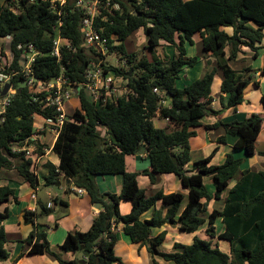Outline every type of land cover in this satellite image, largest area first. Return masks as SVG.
<instances>
[{
    "label": "trees",
    "instance_id": "16d2710c",
    "mask_svg": "<svg viewBox=\"0 0 264 264\" xmlns=\"http://www.w3.org/2000/svg\"><path fill=\"white\" fill-rule=\"evenodd\" d=\"M77 1L64 0L62 5L57 1V13L51 11L49 2L39 0L30 5L22 2L17 13L0 3V37L12 36L15 59L20 54L16 45H33L38 53L32 64L36 79L50 81L63 76L64 88H76L86 82L85 75L92 64L101 60L103 72L113 73L115 78L125 81L127 88V93L106 101L103 95L94 101L86 90L76 89L80 107L64 122L51 148L58 162L44 165L48 172L44 186L54 187L63 175L73 187L83 189L91 203L103 207L88 231L68 233L60 249L75 254L86 252L84 264H123L115 255L116 238L110 232L112 224H120L131 242L147 247L153 264H158L156 259L172 264H264V172L243 171L242 177L227 191L243 160L228 154L222 164L210 165L219 145L226 143L227 135L238 137L235 149L253 156L261 117L251 114L243 121L207 126V129L222 127L224 135L217 138V145L208 156L189 165V140L196 136L195 128L209 111L217 113L207 109L216 70L206 72L182 88L176 86L180 73L198 62L197 57L186 56L184 46L186 42L192 44V36L198 33L203 52L215 60L216 68L222 73L220 92L227 95L223 107L235 111L243 102V93L249 84L245 74L250 68L237 71L229 62L237 60L242 54L241 48L250 51V59L257 58L259 44L264 39V0H101L119 6L109 11L100 8L93 20V29L106 41L108 54L125 62L119 66L108 64L105 57L83 46L84 15L74 6ZM226 28L232 29L231 35ZM139 29L146 37V49L152 51L150 60L127 51V39ZM58 35L63 45L60 57L56 58L51 56V50ZM162 44L172 46L175 55L171 58L154 55L153 50ZM13 67L18 69L17 62ZM261 74L264 75V55ZM12 86L16 93L10 97L0 122V174L14 169L22 183L37 189L34 162L26 156L25 148L34 147L37 156L45 154L44 145L38 139H31L34 118L54 119L55 111L42 109L41 104L31 99L22 76L15 78ZM261 103L264 106V94ZM157 116L167 119L165 128L153 125ZM140 148H144L150 161V169L141 174L148 176L150 182L154 183L157 175L173 174L188 190V201L183 208L184 197L180 192L159 191L146 197L138 186V173L125 170V158L135 155ZM257 154L264 156V150ZM114 175L122 176L120 193H100L96 178ZM207 176L213 182V195L203 184V177ZM226 191L224 207L205 216L209 201L219 199ZM122 200L131 202V211L124 216L119 213ZM9 202L18 203L14 190L0 183V204ZM158 202L162 208L168 207L165 217L159 210L151 219L141 221L140 216ZM51 213L52 209L41 206L38 216ZM8 217L7 210L0 212V263L10 258L3 227ZM35 218V212L24 211V224L32 226L25 239L28 254H49L59 264H79L77 259L65 262L51 250L47 234L38 230ZM218 218L222 219L225 229L216 235L214 223ZM165 224L188 234L206 225V235L229 242L230 251L224 253L213 247L210 240L194 237L190 245L175 244L178 251L161 252L159 246L166 232L151 237V229Z\"/></svg>",
    "mask_w": 264,
    "mask_h": 264
},
{
    "label": "crops",
    "instance_id": "0c3cea01",
    "mask_svg": "<svg viewBox=\"0 0 264 264\" xmlns=\"http://www.w3.org/2000/svg\"><path fill=\"white\" fill-rule=\"evenodd\" d=\"M252 26V25H250ZM229 35L232 34V29H224ZM264 32V30H263ZM194 37V38H193ZM196 37V38H195ZM193 39H196L195 42ZM165 47L168 51L170 58L175 55V49L166 44ZM185 45L193 47L195 45L196 51L195 56L198 58L197 64L194 66H200L199 76L196 78L200 79L206 72L216 70L215 79L213 80L211 86V103L208 105L207 109L217 112L216 114L208 112V115L200 119L199 126L195 128L196 136L189 140L190 147V163L205 158L210 154L213 148L217 145L216 140L218 137L224 135V130L222 127H217L214 129H207V126L214 125L215 123H230L232 121H243L251 114H258L261 117V130L255 140L254 148L255 154L248 157L244 150L235 149L234 143L237 140V136H226V143L219 145V149L215 156L212 158L210 165H220L224 162L226 156L231 154L235 159H242L243 162L240 165L238 171L236 172L234 178L230 181L227 191L230 190L237 181L242 177L243 171H249L252 173L264 172V156L257 154L259 151H263L264 148V106L261 103V97L263 95L260 92L261 86L264 85V75L261 74V69L263 66V55H264V39L259 44L261 47L258 50V56L256 59H250V51L247 48H241L242 54H240L235 61L229 62L232 69L241 71L246 67L250 68L249 72L245 74L249 78V84L243 93V102L237 106L236 110L231 109L225 110L223 105L226 104L227 95L220 92V85L223 79L222 73L216 68V62L213 58L205 55L201 47V37L200 34H194L192 36V44L185 43ZM184 45V46H185ZM186 56L192 57L186 49ZM257 61V65L252 63ZM252 62V63H251ZM239 64L240 67H236L235 64ZM193 68V67H191ZM189 69V68H188ZM184 69L179 76L180 87L191 83L190 80L193 79V74L190 75V70L186 71ZM195 81V80H194ZM123 82V81H122ZM222 97V102H221ZM258 102V103H257ZM222 111V112H221ZM155 118H160L159 116ZM36 127H42L43 122L40 117H35ZM162 119V118H161ZM37 120V121H36ZM153 122V121H152ZM163 122L167 125L166 120ZM154 125V124H153ZM155 126V125H154ZM165 127V126H164ZM163 127V128H164ZM104 135V131H102ZM48 135H50V143L47 144L46 140ZM36 139L39 140L41 144L45 147V154L40 156L38 160L35 161L33 171L38 180L37 189H33L27 183H22L17 177L18 173L16 170H3L0 174V183L2 185H7L14 190V194L17 197L18 203L9 202L0 204V212L8 211L9 217L3 222V227L6 236L5 248L10 253V258L5 263L0 264H59L58 260L49 255H29V246L25 242L29 233L32 230L31 225H26L23 222L24 211H31L36 213L35 225L39 231H44L47 234V239L51 250L63 261L70 262L77 259V255L72 252H67L60 249L62 242L64 241L68 233L74 232H86L91 226V223L102 210V206L97 203H91L86 192L78 194L75 187L72 186L71 182L65 180L63 175L59 176L58 182L59 186L57 188L60 190L62 182H66V187L62 188L63 193L54 197L57 198V203L43 202L40 197H38V191L41 187L46 190V195L50 196L48 192L49 187H44V177L47 175V169L45 164L47 162L57 165L54 158H56L51 153V148L54 144V137L48 131H41L36 134ZM259 147V148H258ZM261 147V148H260ZM263 149V150H262ZM150 169V161L148 154L145 152L144 148H140L135 155L127 156L125 158V170L129 173H138L137 183L140 189L145 193L146 197H151L157 192L162 191L164 194H170L175 192H180L183 194L182 208L186 205L188 201V190L181 185L180 179L173 174H163L157 175L154 183L150 182L148 176L141 174L142 171ZM210 178V177H209ZM211 184L207 191L210 195L214 193L213 182L211 178L209 179ZM97 186L100 193H112L119 194L122 188V176H98L96 178ZM55 187V186H54ZM227 191L221 194L219 199H212L209 201L205 216L210 214L212 211L221 210L224 207V200L227 196ZM35 195V199L31 198V195ZM52 197V196H51ZM62 201V202H61ZM64 203L65 206H61ZM66 203V204H65ZM50 204V205H49ZM41 206H46L52 209V213H57V216L53 217L51 215L45 217H39L38 212ZM168 207L162 208L160 202L156 206L148 211L144 212L140 216V220H149L152 218L155 211L161 212L162 217H165ZM131 211V202L122 200L119 202V213L124 216L129 214ZM55 219V220H54ZM215 234L218 235L224 232V224L221 218H218L214 223ZM206 225L200 228L195 233H184L180 231L176 226H171L169 224L163 225L161 228H152L151 237L157 236L159 233L165 231V239L159 247H162L163 243L169 242L168 251H159L164 253H171L178 251L175 248V244L182 246L190 245L193 242L194 237H198L203 240H210L213 247H217L224 253H229L230 244L227 241L219 240L216 237L210 239L206 235ZM114 235L116 238V244L114 248L115 255L122 260L123 264H153L150 254L148 253L147 247L144 245H137L131 242L130 238L122 232L121 225H116ZM158 264H169L161 259H156Z\"/></svg>",
    "mask_w": 264,
    "mask_h": 264
},
{
    "label": "built area",
    "instance_id": "2783aa9c",
    "mask_svg": "<svg viewBox=\"0 0 264 264\" xmlns=\"http://www.w3.org/2000/svg\"><path fill=\"white\" fill-rule=\"evenodd\" d=\"M36 0H0V3L7 5L8 9L13 13H17L20 10V4L23 2L24 5L34 4ZM40 2H49L50 9L53 13H57L56 2L58 1L61 5L64 3V0H39ZM80 11L83 12V19L81 22V32L84 37L83 46L93 49L97 54L105 57L106 55V41L101 39L99 35L93 29V20L99 15L100 8L109 11V9H119L117 4L111 6L107 1L103 3L101 0H95L93 3H89L88 0H78L75 5ZM61 25V22L58 23ZM12 41L13 38L11 35L0 37V94L3 91L5 85L9 84L10 88L7 91L5 97H0V122L3 121V113L6 106L9 103V99L12 95L16 93L15 88H13V80L19 76L23 77L24 86L28 89L31 99L33 101L41 104L42 109H54L55 118L54 119H42L43 126L37 127L34 133L31 135L32 140L36 139V134L41 131H48L53 135L56 140L57 136L60 133V130L65 121L68 120L66 116L64 105L72 97L76 98L79 102L78 97L76 96V89L83 88L88 93L94 101H98L101 95L104 97V101L108 98L111 92L117 90L118 84L122 82V79L115 78L113 73L103 72L101 66L102 62L99 60L97 63H93L85 75L86 82L78 87H68L64 88L66 80L63 76L55 78L50 81H43L36 79L32 74V64L34 63L36 57L38 56L37 51L34 49L31 44H18L16 45V50L19 51V56L15 59V55L12 51ZM63 45L61 38L56 36V39L53 41L51 56L59 58L60 57V47ZM14 62H17L18 69L13 67ZM124 65V62H122ZM116 79H119V83L116 84ZM124 94L127 93V88L125 86ZM154 93H158L157 89L153 90ZM111 97V96H109ZM167 120V119H166ZM55 142V141H54ZM45 151V150H44ZM25 154L28 157L32 158V161L35 164V161L40 158L34 154V147L29 146L25 148ZM76 192L78 194H83L85 191L83 189L77 188ZM32 199H35V195H31ZM116 228L115 224L111 225L110 232H114Z\"/></svg>",
    "mask_w": 264,
    "mask_h": 264
},
{
    "label": "rangeland",
    "instance_id": "374dc122",
    "mask_svg": "<svg viewBox=\"0 0 264 264\" xmlns=\"http://www.w3.org/2000/svg\"><path fill=\"white\" fill-rule=\"evenodd\" d=\"M95 0H88V2L89 3H93ZM264 33V32H263ZM194 38V37H193ZM196 38V37H195ZM195 42H197L196 41V39H193ZM147 46H148V43H147V40H146V37H145V35H144V33H143V31L142 30H137L136 32H134L128 39H127V41H126V48H127V51L129 52V53H132V52H135V53H137L138 54V56L139 57H141V56H146L149 60L151 59V52L152 51H150L149 49H146L147 48ZM165 47H168L166 44H162L161 46H158V47H156L154 50H153V53H154V55H156V56H158V57H160V58H163L165 55H168V51H167V49L165 48ZM185 47H186V49H188V53L193 57V56H195V51H196V47H195V45L193 46V47H190V46H187V45H185ZM106 56H105V58H104V60H105V62H107L108 64H110V65H112V66H119V65H122V62L120 61V60H118V58H117V56L116 55H113V54H108V52L106 51V54H105ZM124 62V61H123ZM252 63V62H251ZM124 64H125V62H124ZM253 65H257V61H254L253 63H252ZM235 66L238 68V67H240V65L239 64H235ZM191 71L190 72V75L192 74V73H194L193 74V79L192 80H190L191 82H193L194 80H196V78L199 76V70H201V68H200V66H196L195 68L193 67V68H187V70L186 71ZM215 79V81H216V77L214 78ZM120 81H119V79H116V81H115V83L116 84H118ZM180 82H181V80L180 79H178L177 81H176V85L178 86V87H180ZM125 81H123V82H120L119 84H118V87H117V90L116 91H114V92H111L110 94H109V96H111V97H109L108 96V98H112V99H115V98H117V97H119V96H121V95H123L124 94V89H125ZM260 92H262L263 94H264V85H262L261 86V89H260ZM1 101V100H0ZM258 103V102H257ZM79 107H80V104H79V102L77 101V99L76 98H74V97H72L71 98V100H69L67 103H65V105H64V110H65V113H66V116L67 117H70L71 115H72V113H73V111L74 110H76V109H79ZM37 121V120H36ZM153 124L155 125V127H157V128H163L164 126L166 127V124L163 122V119H161V118H154L153 119ZM36 125L37 124H35V129H37V127H36ZM164 127V128H165ZM50 140H51V137H50V135H48V137H47V140H46V143L47 144H49L50 143ZM259 148V147H258ZM261 148V147H260ZM262 148H264V145L262 146ZM263 150V149H262ZM54 160H55V162H57V159L56 158H54ZM18 178V177H17ZM210 178L207 176V177H203V184H204V186H205V188L207 189H209L210 187V185L211 184H209L210 183V180H209ZM45 187V186H44ZM66 187V182L64 181V182H62V185H61V189L59 190L58 188H57V186L55 185V187H49L50 188V190L48 191L49 193H50V196H47L46 195V190H44V188H42L41 187V189H40V191H38V197H40L41 199H42V201L43 202H52L51 201V198H52V200L54 199V197L55 196H57V195H60V194H62L63 193V190H62V188H65ZM52 196V197H51ZM50 205V204H49ZM49 208V207H48ZM53 212V211H52ZM51 216H57V213H55V214H53V213H51L50 214ZM55 220V219H54ZM168 245H169V242H165V243H163V245H162V247H159V250L160 249H162V251H168L169 250V248H168ZM169 264H172V263H170V262H168Z\"/></svg>",
    "mask_w": 264,
    "mask_h": 264
},
{
    "label": "water",
    "instance_id": "95a60500",
    "mask_svg": "<svg viewBox=\"0 0 264 264\" xmlns=\"http://www.w3.org/2000/svg\"><path fill=\"white\" fill-rule=\"evenodd\" d=\"M10 86L9 84L5 85L3 88L2 93L0 94V97H5L7 94V91L9 90ZM56 186H59V183L56 184ZM97 206L99 208V204L97 203ZM87 256L86 252H81L77 255V260L79 264H84L85 263V258Z\"/></svg>",
    "mask_w": 264,
    "mask_h": 264
}]
</instances>
